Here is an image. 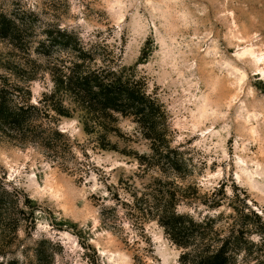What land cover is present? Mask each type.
Wrapping results in <instances>:
<instances>
[{
	"label": "rangeland",
	"instance_id": "374dc122",
	"mask_svg": "<svg viewBox=\"0 0 264 264\" xmlns=\"http://www.w3.org/2000/svg\"><path fill=\"white\" fill-rule=\"evenodd\" d=\"M0 12L26 21L20 39L0 37V86L39 108L22 130L0 125V259L36 263L41 245L52 264H183L190 248L153 216L163 191L221 234L242 224L234 261L264 264V0H0ZM51 26L136 66L185 168L154 166L132 117L105 132L70 96L68 115L52 109L65 54L38 52Z\"/></svg>",
	"mask_w": 264,
	"mask_h": 264
},
{
	"label": "trees",
	"instance_id": "16d2710c",
	"mask_svg": "<svg viewBox=\"0 0 264 264\" xmlns=\"http://www.w3.org/2000/svg\"><path fill=\"white\" fill-rule=\"evenodd\" d=\"M25 22L22 17H10L0 12V37L20 39ZM44 34L45 38L38 47L39 53L51 55L54 50H59L65 54L61 60L60 74L54 80L59 103L58 107L52 108L55 112L59 115L69 114L64 108L63 97L70 96V103H76L85 117H89V121L96 123L95 120H98V126L105 132L111 130L108 124L116 121L114 114L132 117L143 137L150 142V159L154 160V166L166 165L175 172L186 167L182 152L170 145L167 113L158 98L148 92L145 79L137 77L135 65H123L120 51L107 53L105 46L99 43L87 46L81 37L66 28L51 26L46 28ZM37 111L38 106L33 104L15 105L11 92L0 86V125L10 130H22L33 121ZM84 124L87 126V119ZM52 133L58 134L56 130ZM47 146L49 148V143ZM7 193L0 191V218L6 207L4 194ZM158 194L154 218L174 244L184 249L190 248V251L185 250L180 255V262L237 264L233 250L239 239L249 232L243 229L242 224H234L228 232L221 234L215 228V217L196 219L189 213L177 211L174 192L158 191ZM222 199L220 197L211 208L221 206ZM232 208L237 212L235 206ZM261 224L264 225V220ZM258 232L264 235V229ZM53 254V250L48 252L39 245L35 249L36 263L29 264H52ZM0 264L28 263L0 259Z\"/></svg>",
	"mask_w": 264,
	"mask_h": 264
},
{
	"label": "bare ground",
	"instance_id": "6f19581e",
	"mask_svg": "<svg viewBox=\"0 0 264 264\" xmlns=\"http://www.w3.org/2000/svg\"><path fill=\"white\" fill-rule=\"evenodd\" d=\"M263 21H264V20H263ZM258 29H259V27H258ZM261 29H262V25H261ZM261 29H260V30H261ZM260 32H261V31H260ZM263 32H264V30H263ZM263 32H261V34H263ZM263 39H264V36H262L261 40H263ZM261 40H259V41H261ZM259 41H258V42H259ZM256 43H257V42H256ZM257 44H258V43H257ZM257 46H258V45H257ZM260 46H261V45H260ZM258 47H259V46H258Z\"/></svg>",
	"mask_w": 264,
	"mask_h": 264
}]
</instances>
